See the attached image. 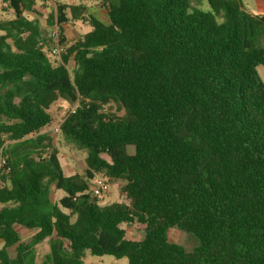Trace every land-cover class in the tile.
Returning a JSON list of instances; mask_svg holds the SVG:
<instances>
[{
	"label": "trees",
	"instance_id": "trees-1",
	"mask_svg": "<svg viewBox=\"0 0 264 264\" xmlns=\"http://www.w3.org/2000/svg\"><path fill=\"white\" fill-rule=\"evenodd\" d=\"M206 1L99 0L106 25L82 3L45 17L37 0H0L12 15L0 19V264H86L87 251L264 264V13ZM74 21L92 29L69 42ZM59 100L71 106L61 134L87 154L82 174L66 173L56 133L43 131ZM98 176L123 182L122 201L92 195ZM132 224L142 239L128 237ZM172 228L197 246L171 242Z\"/></svg>",
	"mask_w": 264,
	"mask_h": 264
},
{
	"label": "rangeland",
	"instance_id": "rangeland-1",
	"mask_svg": "<svg viewBox=\"0 0 264 264\" xmlns=\"http://www.w3.org/2000/svg\"><path fill=\"white\" fill-rule=\"evenodd\" d=\"M57 2L69 3V4H85L89 7V11L104 24L108 25L110 23L107 8L99 4V0H37L36 8L41 11L46 17L52 8L56 7ZM193 5L198 6L204 10H210L208 2L206 0H192ZM245 9L252 14H262L264 13V0H244ZM10 13H4L1 11L0 4V19L11 18ZM220 20V19H219ZM42 28L46 34H51L54 28H49L46 25L45 18L40 20ZM92 27L89 23H84L82 21H74L64 25V34L66 35L69 42H72L79 38L81 35L91 31ZM59 56H54L53 59H58ZM70 68L72 69L73 63H70ZM259 73L264 79V67L260 66L258 68ZM71 106L65 100L57 101L51 108V113L53 116V122L43 129V131H53L56 133L59 149V157L61 163L67 174L70 173H83L85 169V157L86 152L79 149L74 144L69 143L61 134V131L56 132L55 127L58 126L63 119L66 117L67 113L70 111ZM128 152L130 154L134 153V148L129 147ZM94 181L91 182L93 185ZM122 181H110L111 187L108 195L104 198L102 203H111L122 201V196L120 188L122 186ZM144 225L132 224L127 228L128 237L140 240L144 234ZM29 232L23 231L24 237L29 236ZM169 240L173 243H177L183 246L186 250L192 251L197 246V240L194 236L187 234L178 228H172L168 233ZM3 243L0 241V248ZM37 253L39 258H43L46 254L50 252V242L49 239H45L43 242L39 243L37 246ZM86 264H128L127 258L116 259L111 255L104 256H93L90 252H86L84 258Z\"/></svg>",
	"mask_w": 264,
	"mask_h": 264
},
{
	"label": "built area",
	"instance_id": "built-area-1",
	"mask_svg": "<svg viewBox=\"0 0 264 264\" xmlns=\"http://www.w3.org/2000/svg\"><path fill=\"white\" fill-rule=\"evenodd\" d=\"M47 1V0H44ZM59 35L60 31L58 27H55V29L52 30L51 36L58 42L59 41ZM63 51V47L59 44H57L53 48V54L54 55H60ZM55 131L59 132L60 131V124L55 127ZM93 185H91V192L92 195L98 199L99 201H103L106 195H108L110 191V181L107 177L105 176H98L94 180Z\"/></svg>",
	"mask_w": 264,
	"mask_h": 264
}]
</instances>
